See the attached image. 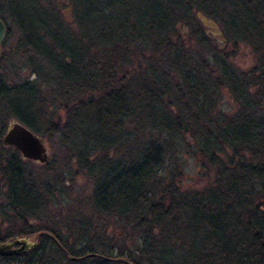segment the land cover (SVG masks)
<instances>
[{"label":"trees","instance_id":"trees-1","mask_svg":"<svg viewBox=\"0 0 264 264\" xmlns=\"http://www.w3.org/2000/svg\"><path fill=\"white\" fill-rule=\"evenodd\" d=\"M112 1L80 0L81 16L76 12L74 21L86 40L82 45L71 35L77 55L62 49L60 62L38 63L34 69L38 77L32 79L7 83L0 76L1 104L31 130L66 131L61 141L78 145V156L84 157L90 144L98 148L114 144L119 153L113 161L103 151L94 156L102 175L85 201L92 211H76L69 219L63 216L62 230L55 235L59 242H40L25 263L264 264V0H118L123 4L118 2L114 14L104 10ZM28 2L33 6L35 0ZM54 4L53 0L48 7L51 14L47 9L48 17L59 23L50 16L59 14ZM194 6L220 15L233 31L239 16L244 18L249 31L239 35L260 54L258 66L238 75L228 71L226 55L208 45ZM37 7L41 13L47 8ZM121 10L123 17L118 20ZM93 12L104 14L94 32L98 39L113 41L108 50L94 47L87 36L88 29L93 31L86 15ZM84 20L90 28L80 33ZM39 23L40 15L28 21L26 28L34 32L24 41L42 54L37 46L43 39L39 33L44 34ZM104 23L107 31L102 33ZM182 26L187 36L205 47L202 51L190 52ZM73 29L65 28V33ZM128 42L148 45L158 60L148 52L142 71L127 72L118 54L128 58L127 51L135 47ZM162 64L180 72V80L172 83ZM39 75L53 84L50 95L36 103ZM221 85L234 93V110L219 108ZM54 99L63 119L44 107ZM3 128L1 122L0 135ZM188 135L213 168V177L203 188L184 191L178 189L174 176L176 153L189 144ZM70 145L66 149L72 151ZM0 176L10 198L6 202L23 224L26 213L53 197L55 180L52 189L48 181L49 186L33 182L15 148L0 157ZM112 209L138 227V246L114 241L108 227L99 230L97 222L93 224V213ZM47 225L45 229L51 227ZM34 229L30 226L26 232Z\"/></svg>","mask_w":264,"mask_h":264},{"label":"rangeland","instance_id":"rangeland-1","mask_svg":"<svg viewBox=\"0 0 264 264\" xmlns=\"http://www.w3.org/2000/svg\"><path fill=\"white\" fill-rule=\"evenodd\" d=\"M52 1L53 0H35L33 3L34 5L31 6L28 4V0H0V15L7 31V36L3 38L0 43V76L4 77L7 83L23 78L32 79L33 77H38L36 71H34L37 64L43 62H60V56L58 54L62 49L77 55L78 52L76 51L77 49H75V41L72 39L71 35H74L76 42H80V44L84 45L83 43L85 42L86 37L77 32L75 23V19L77 18L76 12L78 13V16H81L80 9L82 6L80 0H54V5H56L59 14L56 15L57 13L53 12V15L50 16L54 21H58L60 24L57 22H51L48 17L49 14H51V8L48 7ZM121 1L123 2L124 0ZM121 1L113 0L110 4L104 7V10L114 14L117 10L118 2L123 4ZM126 1L132 3L134 0ZM200 1L203 2L204 0ZM196 2L197 0L195 3ZM38 5H43L47 8L41 13L37 7ZM47 9L49 10V14ZM192 9H198V12L203 14L205 21L201 20V29L205 31L208 45L214 46L218 50L220 49V53L226 55L228 71L235 72V74L237 73L236 75H238L243 72H249L250 68H256L258 66L261 61L260 54L254 49L252 43H250L245 37L239 35L249 31L247 28L248 24L244 18L239 16L233 31L228 27L220 15L214 16L211 13H205V11L196 6ZM212 9L214 11L217 10L216 6H213ZM132 12L134 15L138 16V10L133 9ZM39 15L40 23L38 25L40 27L42 26L41 29L44 31V34L42 32L39 33L40 36H43V39L37 43V46L42 50L43 55L39 51H36L33 46L30 45L29 41H24V37L31 38L32 32H34L32 31L30 33L26 28V24L29 20H35ZM86 17L87 22L91 23L93 31L91 33V30L88 29L89 35L87 36L89 38L91 37L96 43L94 47L98 49L105 48V50L110 49L112 45L111 42L113 41L98 39V32L97 34L94 32L96 29L95 24L103 21L104 14L101 12H93L87 14ZM122 17L123 11L121 10L116 15V18L121 20ZM71 21L73 22V25ZM85 23L86 21L84 20L83 26H80V33L87 32V27L89 26L86 27ZM71 27L74 28V31L71 30L73 32H70L69 34L65 33V28L69 29ZM182 28L184 29L183 39L190 52L193 54L196 51L198 52V50L202 51L205 47L199 45L194 37H191L190 35L187 36L188 31L186 26H182ZM215 28H217V30H215ZM101 31L102 33L107 31L106 23H104L103 30ZM36 32L37 31H35V34ZM128 44L130 47L135 46L127 51L128 58H126L124 53L118 54V61H122V67H124V70H127V72L142 71L146 58L148 59L150 56L149 53L158 60V54L156 52H150L148 45L133 42H128ZM147 53L149 55H147ZM207 55L209 57V53H207ZM68 59L69 56H65V60ZM162 68L170 74L172 83L180 80V72L173 67L162 64ZM40 78L41 76L39 75V80H41ZM52 84L53 82L51 83V81H42L39 84L40 93L37 95L38 99L33 101L38 103V100L41 101L42 97H45L48 94L50 95V91L48 90ZM219 92V108L223 111L234 110L237 105L236 101L233 99L234 93L223 85L219 86ZM23 95L26 96L27 93ZM55 95L57 94H53V96ZM57 102L58 99H54L52 105L47 104V106H44V104H41L46 107V109L52 108V112L54 114L58 113L60 118L63 119V110L57 105ZM1 103L0 100V123L2 122L5 128L7 122L14 117ZM168 104L170 105V103ZM63 131L64 130L59 129L52 131L51 133H49V130L47 129L44 131L42 129V133L34 131L44 139L49 156L46 163L19 157L21 167L25 173L31 177L33 182L39 183L43 181L42 183L47 185L46 181H48L49 184H52V181L55 180L52 199L49 198L43 201V204L40 207L34 211H29L26 213V216H24L26 219H29V222L32 224H49L53 227V222L58 223L61 221V223H64V221H62L63 216H65V219H69L67 216H73L76 211H92L85 201L88 199L95 181L102 175L100 168L97 166L99 159L93 161L94 156L103 151L105 153V158L107 159L113 161L118 158L119 153L116 152L115 149L117 148L113 146L114 144L106 148H98V146H94V144L92 146V144H90V147H87L85 150L84 157L82 155L78 156L76 151V146L78 147V145L72 146L70 144L62 143L61 135L66 132ZM186 139L189 140V144L186 145V147H180L176 153L178 170L174 176V182L178 186V189L190 191L208 185L212 181L213 168H211L209 164H206L197 147L193 146V139L189 135L186 136ZM69 145L73 152L66 149ZM9 148H11V145H4L1 142L0 157L4 154L6 149ZM51 184L50 186L47 185L50 189H52ZM1 202L4 204L5 209H2L4 211L0 210V224H6L10 219H14L16 211L14 210V213L12 212L10 214V211L8 212L5 207V185L0 176V203ZM95 213L99 215L94 216ZM95 213H93L92 217L93 224L97 222L99 230L108 227V236L114 241L125 242L130 247L139 245L141 242V235L138 232V227H136L132 221L125 220L124 217L119 218L115 209L108 210V213ZM5 224L0 226V233L7 229L5 227L7 225ZM13 232L16 233L15 231ZM143 264H145V262Z\"/></svg>","mask_w":264,"mask_h":264},{"label":"water","instance_id":"water-1","mask_svg":"<svg viewBox=\"0 0 264 264\" xmlns=\"http://www.w3.org/2000/svg\"><path fill=\"white\" fill-rule=\"evenodd\" d=\"M197 16L200 20L205 21L202 14L197 13ZM5 32V24L0 18V43L5 36ZM1 142L3 144L13 145L21 157L34 159L38 162H46L48 160L47 149L43 138L17 119L12 118L7 122L1 134ZM12 244H15V246H12ZM34 244V240H28L24 236H15L10 239L0 240V254L10 252L20 253ZM68 257L73 258L74 256L68 255Z\"/></svg>","mask_w":264,"mask_h":264},{"label":"flooded vegetation","instance_id":"flooded-vegetation-1","mask_svg":"<svg viewBox=\"0 0 264 264\" xmlns=\"http://www.w3.org/2000/svg\"><path fill=\"white\" fill-rule=\"evenodd\" d=\"M0 140H1V135H0ZM4 145H11V144H4ZM11 147L15 148L13 145H11ZM15 150L17 151L18 156L21 157L18 150L16 148H15ZM22 158H26V157H22ZM48 158H49V156H48ZM32 160H34V159H32ZM46 162H41V163H46ZM6 194L7 193L5 191V198H6V201H8L10 198ZM5 207H6L8 212L10 211V214L15 210L14 208H12V205L8 204L7 202L5 204ZM2 209H5V208H4V204L1 202L0 203V210L4 211ZM15 211L16 212L14 214V219H10V221H8L6 224L5 223L0 224V226L3 224L7 225V226H5L7 229H5V231H2L0 233V240L10 239V238H13L15 236H24V237H27L28 240H34L35 244L31 247H28L27 249L23 250L20 253L10 252V253H5V254H0V264H20L21 262H23V264H26L25 263L26 259H27L26 256L29 255L30 253H32L34 251V249L40 244V242H59L55 236L57 231L62 230L60 228L59 222L58 223L53 222L52 223L53 227H48L47 229L44 228L45 224L44 225H41L40 223L39 224L38 223L32 224L29 222V219H26L27 224H23V223L16 220L15 215L17 213V210H15ZM55 223H57V224H55ZM30 226L34 227L35 229L32 230L31 232H26V230H29ZM47 226H50V225L48 224ZM108 229L109 228H107V231H108ZM13 231H15L16 233H14ZM12 246H15V244H12Z\"/></svg>","mask_w":264,"mask_h":264}]
</instances>
